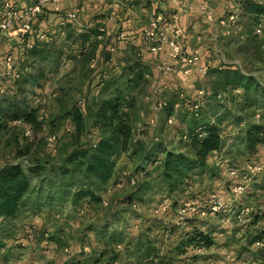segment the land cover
<instances>
[{
	"label": "trees",
	"instance_id": "obj_1",
	"mask_svg": "<svg viewBox=\"0 0 264 264\" xmlns=\"http://www.w3.org/2000/svg\"><path fill=\"white\" fill-rule=\"evenodd\" d=\"M261 1L239 3V21L234 24L232 37L237 34V49L254 53L264 69V27L260 34L256 33L259 26H264ZM37 20L31 33L22 38L16 56L8 52L0 57V136L19 130L22 139L32 141L46 126L48 97L55 109L48 123L55 132L45 142L53 154L62 138L69 136V142L58 164L40 160L29 163L27 147L16 153L17 161L21 162L0 169V264L16 261L26 248L17 239L19 231L14 224L23 214L39 216L45 209L69 202L73 209L90 205L108 207L110 202L97 192L110 193L107 187L112 183L113 188L130 189L120 200L126 208L112 214L116 219L135 212L151 193L172 196L186 192L193 177L212 173L208 157L222 152L225 141L233 139L227 135L232 131L236 136L234 148L241 156L255 154L259 146L264 148V123L260 120L264 85L252 74L230 64L207 69L194 95L175 92L159 112L167 127L174 126L175 121L180 123L179 140L170 145L162 138L144 140L135 127L150 125L141 114L136 125L140 108L137 94L148 85L149 67L140 59L129 60L119 76L106 79L97 65L100 43L97 35L90 40L80 39V44L77 38L65 36L61 40L59 35L67 27L64 24L50 40H39ZM7 60L12 71L20 73L18 78L7 76ZM48 85H51L49 92ZM200 89L204 92L201 99L197 97ZM170 119L172 122L168 124ZM27 131L29 136H25ZM51 136L55 137L54 143L48 142ZM17 137L16 134L13 139ZM122 159L131 170L124 179L117 180V167ZM251 191L253 197L256 192L264 194V178ZM263 219L264 210L253 215L251 225L256 226ZM26 230L30 233L28 237H34L37 228L29 225ZM90 232L94 234L95 251L86 258L76 256L64 264H119L125 249L118 232L109 223L94 226ZM209 232L193 228L169 251L181 257L187 249H209L213 245ZM255 232L251 242L263 235L261 230ZM44 236L52 240L47 233ZM85 248L90 252L89 246L83 245L82 253ZM160 251L158 242L144 236L133 245L130 255L138 264H174L172 258Z\"/></svg>",
	"mask_w": 264,
	"mask_h": 264
},
{
	"label": "rangeland",
	"instance_id": "obj_2",
	"mask_svg": "<svg viewBox=\"0 0 264 264\" xmlns=\"http://www.w3.org/2000/svg\"><path fill=\"white\" fill-rule=\"evenodd\" d=\"M236 35L229 40L231 47L227 48L226 53L223 51L225 62L252 74L264 85V69H261L260 61L254 57V53L249 54L237 49ZM50 86H47L48 92L51 90ZM147 91L148 85L137 94L140 108L136 113V125L140 123L141 111L147 108ZM45 102L47 123L32 141L22 139L19 130L0 136V169L7 164L21 162L17 161L16 153L24 151L27 147L30 150L27 161L31 164L37 160L53 165L60 162L69 136L58 142L55 154L51 153L53 149L46 144L45 139L55 132L48 123L55 109L48 97ZM155 106L156 102L152 118L147 121L150 126L141 128L135 125L136 132L144 140L162 138L170 145L176 140L181 125L175 121L174 126L167 127L163 116L156 113ZM211 112L209 111V114ZM260 120L264 123V109L261 111ZM88 127L90 128V122ZM16 134L18 137L14 140ZM227 135L233 139L226 138L222 152L208 160L209 166L213 168L212 173L193 177L191 188L186 192H178L172 196L160 192L151 193L144 204L136 207L135 212H127L121 217L113 218V212L126 208L120 204V200L130 189H118V186L113 188L112 183H109L107 188L110 193L105 190L96 191L110 202L108 207L90 205L73 209L69 202L45 209L39 216L21 215L14 224L19 231L17 239H20L26 248L16 261L23 264H64L76 256L86 258L96 248L94 234H91L90 228L109 223L110 228L118 232L125 249L119 264H138L130 254L136 241L144 236L158 242L160 252L172 258L174 264H264V248L259 249L254 245L256 241L264 239V219L256 226L251 225L253 215L264 210V194L256 192V197H253L251 191L264 178V148L259 146L255 154L241 156L234 148L235 133L232 131ZM122 160L117 167V180L124 179L131 170L124 159ZM247 166H260L262 171L258 174L252 171L248 173ZM244 176L249 179L247 189L240 194L233 193V189L243 183ZM216 201L222 203L221 208L214 209L213 203ZM247 209L250 215H241ZM29 225L37 228L34 237H28L30 233L25 232ZM193 228L203 232L211 231L209 233L212 234L213 245L204 250L187 249L181 257L171 253L169 250L174 247V243L180 238H185ZM255 230H261L263 235L251 242L257 234L254 233ZM149 231L152 232L148 233ZM44 233L51 236L52 240L44 236ZM11 242L9 241V244ZM83 245H88L90 252L85 250V253H82Z\"/></svg>",
	"mask_w": 264,
	"mask_h": 264
},
{
	"label": "crops",
	"instance_id": "obj_3",
	"mask_svg": "<svg viewBox=\"0 0 264 264\" xmlns=\"http://www.w3.org/2000/svg\"><path fill=\"white\" fill-rule=\"evenodd\" d=\"M241 1L64 0L59 4L58 12L49 6L40 20H37L36 27L40 32L37 38L50 40L52 35L60 33L59 27L70 13H74L76 19L65 22L67 27L59 35L61 40L65 36L71 37L72 40L77 38L80 44L82 40L94 38L98 35V29L103 27L105 34L98 44L97 65L103 70L106 79L119 76L129 60L140 59L150 69L145 97L147 108L141 111L143 120L147 122L152 118L155 102H167L179 91L186 95H194L196 88L204 81L200 69L207 70L220 64H227L223 51L226 53L227 48L231 47L230 34L236 28L228 18L231 15L238 17ZM4 2L25 7L31 6L34 0H0V18ZM172 16H176L175 22L171 21ZM153 22L165 29L170 36H177L187 56L197 55L198 60L192 66L190 75L183 74L186 66L180 64L168 48L155 52L148 47L143 31ZM121 34L125 37L120 38ZM21 40L14 29L3 34L0 57L8 52L16 56L21 49ZM162 64L172 68L173 72L163 74L159 70ZM175 139L176 143L179 135H176ZM213 155L217 154L212 153L208 160Z\"/></svg>",
	"mask_w": 264,
	"mask_h": 264
},
{
	"label": "built area",
	"instance_id": "obj_4",
	"mask_svg": "<svg viewBox=\"0 0 264 264\" xmlns=\"http://www.w3.org/2000/svg\"><path fill=\"white\" fill-rule=\"evenodd\" d=\"M64 0H34L33 4L31 6H17L10 2H4L2 4V13L0 18V45L2 44L3 34L8 33L11 30H16L17 34L20 38H24L28 36L31 31L33 24L35 21L43 16L45 10L47 7H52V10L55 12L59 11V4L63 2ZM264 4V0L261 1ZM76 19V15L74 13L67 14L62 25L65 24L67 21H74ZM171 21H176V16L171 17ZM228 21L231 24H235L237 21L236 15H231L228 18ZM264 26H259L256 30L257 34H260L262 28ZM105 34V30L103 27H100L98 29V35L96 36L97 41H101L103 39V36ZM125 36L123 34L120 35V38H124ZM143 37L145 39V42L147 43L148 47L152 49V51L155 52H161L163 48H168L171 51V55L178 60V62L186 68L183 70V74L185 76H188L192 72V66L197 62L198 57L197 55L193 56H187L181 47L180 41L177 39V36L173 37L170 36L165 29L159 27V25L156 22L151 23L147 28L143 31ZM67 66V65H66ZM6 70H7V76L18 78L19 72L12 71V64L9 60L6 61ZM159 70L163 74H168L173 72V69L169 66L162 64L159 66ZM11 72V73H10ZM200 74L202 76L206 75V68H202L199 70ZM203 90L200 89L197 92V97L201 99L203 96ZM39 102V99L36 100V103ZM165 104V102L158 101L156 102L155 110L156 113H159L162 106ZM199 104L194 106V109L196 110L198 108ZM172 120H168V123H171ZM30 132L27 131L25 133V136H29ZM55 137L51 136L48 138L49 143H54ZM248 173L252 171L253 173H260L262 171V167L260 166H247ZM246 176V175H245ZM243 177V183H241L239 186L233 189V193L240 194L244 192L247 189L248 186V178ZM216 208H221L222 203L220 201H216L213 203ZM241 215L249 216L250 212L249 210L243 211ZM239 218V217H238ZM257 248H264V239L256 241L254 244ZM118 250H121V248L118 246ZM85 250H87L85 248ZM8 264H23L21 261H13Z\"/></svg>",
	"mask_w": 264,
	"mask_h": 264
}]
</instances>
